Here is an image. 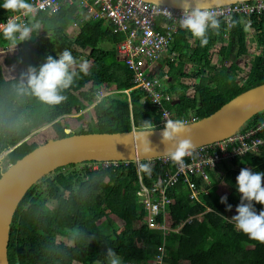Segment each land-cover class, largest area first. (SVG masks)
I'll return each mask as SVG.
<instances>
[{"label":"trees","instance_id":"trees-1","mask_svg":"<svg viewBox=\"0 0 264 264\" xmlns=\"http://www.w3.org/2000/svg\"><path fill=\"white\" fill-rule=\"evenodd\" d=\"M12 14L0 8V20ZM79 17L76 5L63 7L53 16L39 13L31 22L39 28L31 33L30 48L18 54L5 52L12 44L0 38V55L6 58L7 67H21L7 79L0 65V155L13 148L8 154L11 164L46 142L75 134L66 133L58 118L86 110L88 127L76 134L160 127L162 114L144 92L134 88L132 72L117 52L123 34H114L103 20L80 22L73 30L72 23ZM217 19L219 28L207 32L205 45L179 27L168 49L174 55L173 60H167L169 74L181 85L177 101L167 105L175 120L207 117L244 91L264 84V13L235 14L230 31L225 18ZM249 43L259 53L250 55ZM63 48L72 51L78 74L61 93L66 99L49 105L22 91L20 86L26 80L21 74L29 66L44 63L48 55L56 57ZM184 78L194 82L183 85L180 81ZM105 87L115 93L98 101L96 91ZM169 87L167 93L172 96L175 83L169 82ZM262 122L264 112L254 116L246 128ZM46 125L52 139L42 140L35 134L25 140ZM90 164L59 168L28 190L10 227V264H108L109 248L122 264H154L155 256L162 253L163 264H264V243L250 239L228 219L240 203L236 176L242 168L264 172V148L224 163L211 173L209 192L199 197L200 201L190 200L182 181L172 187L169 210L155 218L157 226L170 229L166 231L153 230L145 222L147 212L137 192L140 175L143 184L150 187L174 171L173 163L158 161L149 166L142 161L139 169L135 163H111L96 170ZM214 181L223 183V195L232 211L220 203ZM262 207L255 204L257 212ZM190 217L195 218L182 226Z\"/></svg>","mask_w":264,"mask_h":264},{"label":"built area","instance_id":"built-area-1","mask_svg":"<svg viewBox=\"0 0 264 264\" xmlns=\"http://www.w3.org/2000/svg\"><path fill=\"white\" fill-rule=\"evenodd\" d=\"M29 2L36 8V15L46 13L48 16L58 14L63 7L76 5L80 9V17L78 21L72 23L73 30L78 28L80 22L103 20L114 34L122 33L124 39L117 44L116 48L126 67L132 72L134 88L144 92L153 106L162 114L160 127H165L166 121H175L172 111L167 108V105L173 102L172 96L164 90V80L167 76L151 75L149 70L153 69L168 52L174 36L178 33L182 10L143 0H29ZM209 10L217 18H225L230 31L235 14L264 13V0L240 2ZM10 16L0 20V23L6 22ZM34 17L20 19L30 24ZM227 34H225L226 37ZM195 120L197 119H182V122L188 123ZM263 131L264 122L255 127L246 128L224 141L192 149L191 155L183 158V164L174 163L169 156L147 161L149 166L158 161L175 165L174 171L165 173L161 181L150 187L144 185L142 176H139L141 188L137 196L147 212L146 223L149 227L167 230L164 225L157 226L155 218L166 215L169 210L172 199L168 193L172 187L182 181L187 186L190 200L200 201L199 197L209 192L212 182L211 173L216 172L224 163H231L238 157L256 153L264 148V135H259ZM110 164L94 162L90 164V167L96 170L100 166L106 167ZM139 165L140 163L137 164L138 169ZM193 218L187 219L183 225L191 223ZM164 256V253L155 256L154 264H163Z\"/></svg>","mask_w":264,"mask_h":264},{"label":"water","instance_id":"water-1","mask_svg":"<svg viewBox=\"0 0 264 264\" xmlns=\"http://www.w3.org/2000/svg\"><path fill=\"white\" fill-rule=\"evenodd\" d=\"M143 1L182 10L181 0ZM252 1L263 0H207V7L211 9ZM262 112L264 84L244 91L207 117L184 123L190 130L187 138L194 146L192 149L224 141L244 130L249 121ZM163 130L164 127L133 128L118 133L71 134L46 142L14 164L9 163L0 176V264H10V227L19 204L32 186L57 169L69 165L93 162L139 164L169 156L167 152L171 145L161 142Z\"/></svg>","mask_w":264,"mask_h":264},{"label":"clouds","instance_id":"clouds-1","mask_svg":"<svg viewBox=\"0 0 264 264\" xmlns=\"http://www.w3.org/2000/svg\"><path fill=\"white\" fill-rule=\"evenodd\" d=\"M181 3L182 15L179 18V27L198 39L201 46L205 45L208 39L207 32L210 29L219 28L217 17L207 7V0H195V3L193 0H181ZM0 8L13 13L6 22L0 23V38L12 44V46L5 47L4 51L17 50L19 44H21L22 51L29 49L31 33L39 28V24L25 23L20 18L34 17L36 8L29 0H0ZM75 62L72 51L67 48L58 53L56 57L48 55L44 63L38 67L29 66L21 74L22 80H26V84H21V90L30 92L49 105L61 103L66 99L61 93L73 84L74 78L78 75L73 69ZM81 70L83 71L84 67ZM189 133L190 130L179 119L165 122L161 142L171 145L167 154L174 163L183 164V158L191 155L190 149L194 146L187 138ZM262 180H264V172H253L247 168L240 170L235 184L237 192L240 193V203L236 205V214L227 218L234 221V227L250 239L264 243V207L259 212L255 208L257 203L264 205ZM220 203L225 205L226 211H232L233 206L228 203L226 195L220 197ZM107 259L108 264H122L118 254L111 248L107 250Z\"/></svg>","mask_w":264,"mask_h":264},{"label":"rangeland","instance_id":"rangeland-1","mask_svg":"<svg viewBox=\"0 0 264 264\" xmlns=\"http://www.w3.org/2000/svg\"><path fill=\"white\" fill-rule=\"evenodd\" d=\"M71 32L70 31H68V34H70ZM76 33L77 32H75V36H76ZM21 47V44H19L18 45V49L17 50H9V51H7V53L9 54V55H12V54H18L19 52H21L22 51V48H20ZM248 49H249V54L250 55H254V54H257V53H259V51L254 47V45L253 44H251V43H249L248 44ZM64 50V48L62 49V51ZM6 53V55H8ZM85 55L86 54H88V51H86V53H84ZM167 54V56H168V52L166 53ZM249 55H248V57H247V59H249ZM6 58L4 57V56H2V55H0V65L1 66H3L4 68V73H5V77L7 78V79H10V78H12V76H14L17 72H19V71H21V68L20 67H17V66H15V67H12V66H8L7 67V64H6V60H5ZM83 60H84V58H83ZM239 65L240 66H243V61H239ZM75 67H73V69H74ZM241 77L242 78H245L246 77V74L245 73H243L242 75H241ZM241 80V79H240ZM105 92H108V91H105ZM105 92H103V94H99L98 95V101H101L102 99H104L105 97H108V96H110V95H113L114 93H115V90H109V92L107 93V94H105ZM88 110H86V111H83L82 113H80V114H70V115H66V116H62V117H60V118H58V120H60L61 121V123L63 124V126H65L67 129H66V133H77V132H79V131H81V130H85V129H87V127H88V125H87V123H88V116H87V114H85V112H87ZM83 115V117L82 116H80V115ZM79 116V117H78ZM58 120H56L55 122H57ZM55 122H53V123H55ZM52 123V124H53ZM52 124H50V125H52ZM95 125V124H94ZM93 125V126H94ZM50 126H44V127H42V128H40V129H38V130H36L35 132H33L31 135H29L28 136V139H30L33 135H35V134H40L41 136H42V140H50V139H52L53 138V134H52V132H49V130H50V128H49ZM8 163H9V160H8V153L7 154H3V156H1L0 155V169H1V171L2 172H4L6 169H7V167H8ZM223 165V164H222ZM221 168V167H220ZM220 181H222V179L220 178L219 179ZM215 182V181H214ZM216 183V182H215ZM216 185H217V191L218 192H220V195L221 196H224L223 194H224V192L222 191V190H225L224 188H222V185H223V183L221 182V184H217L216 183ZM50 206L53 208V207H55V204L51 201L50 202ZM147 219H145V222H147L146 221ZM154 230V229H153ZM167 230H169V228H167Z\"/></svg>","mask_w":264,"mask_h":264},{"label":"crops","instance_id":"crops-1","mask_svg":"<svg viewBox=\"0 0 264 264\" xmlns=\"http://www.w3.org/2000/svg\"><path fill=\"white\" fill-rule=\"evenodd\" d=\"M30 45V43H29ZM174 58V55L173 54H170L168 52V56L167 54H165L163 56L162 59H160L156 64L155 66L153 67V69L151 68L149 70V72L151 73V75H160L161 73H163L162 75L163 76H160V77H164V76H167V78L164 80V90L167 92V90L170 88L169 87V82H173L175 83V86H176V93L173 94L172 98L174 101H177V92L180 91V88H181V85L173 78V74H169V67H167V60H173ZM189 68V65H187V67L185 66V72L188 70ZM190 72V71H189ZM189 80L187 78H184V80H181L180 82L183 84V85H188L189 83H193L194 81L191 80V82H188ZM105 91H108L109 90L105 87V88H99L97 91H96V94H97V97L99 94H103V92ZM108 92H105V94H107ZM192 119V118H191ZM183 226V225H182ZM166 227V226H165ZM167 228V227H166ZM170 230V229H169ZM166 231V230H165Z\"/></svg>","mask_w":264,"mask_h":264}]
</instances>
